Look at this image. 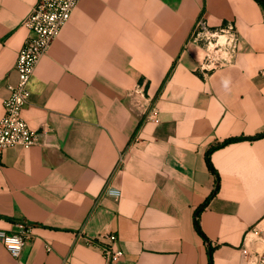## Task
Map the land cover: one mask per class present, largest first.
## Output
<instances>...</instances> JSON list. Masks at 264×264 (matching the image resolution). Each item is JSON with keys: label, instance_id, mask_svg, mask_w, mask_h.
I'll use <instances>...</instances> for the list:
<instances>
[{"label": "crops", "instance_id": "0c3cea01", "mask_svg": "<svg viewBox=\"0 0 264 264\" xmlns=\"http://www.w3.org/2000/svg\"><path fill=\"white\" fill-rule=\"evenodd\" d=\"M37 2L0 0V120ZM201 17L240 36L235 64L207 78L190 43ZM29 89L23 117L39 145L0 159V230L29 222L35 236L19 261L0 241V264H107L79 238L104 233L124 251L115 264H211L210 249L213 264H243L245 236L264 234L257 1L80 0ZM239 138L211 154L212 169L208 151ZM109 184L120 199L104 195ZM207 201L206 240L195 217Z\"/></svg>", "mask_w": 264, "mask_h": 264}, {"label": "built area", "instance_id": "2783aa9c", "mask_svg": "<svg viewBox=\"0 0 264 264\" xmlns=\"http://www.w3.org/2000/svg\"><path fill=\"white\" fill-rule=\"evenodd\" d=\"M80 0H38L23 26L29 37L18 54L15 69L18 83L8 85L10 97L4 101V116L0 120V159L6 150L21 148L30 150L39 145V134L32 130L23 117L31 92L29 85L41 59L46 56L54 41L70 21ZM190 43L198 51V72L207 78L217 70L233 66L240 51V36L235 22L229 21L221 27H211L205 17L199 18L192 31ZM149 119L159 123L153 110ZM104 195L120 199L121 192L109 184ZM34 225L29 222L17 224V230L9 234L0 230L3 242L11 256L19 261L25 247L34 240ZM91 248L98 250L107 264H115L124 257L116 234L104 233L99 238L80 235ZM252 244H256L253 247ZM51 252V246H47ZM243 264H264V234L260 230L249 232L240 248Z\"/></svg>", "mask_w": 264, "mask_h": 264}, {"label": "trees", "instance_id": "16d2710c", "mask_svg": "<svg viewBox=\"0 0 264 264\" xmlns=\"http://www.w3.org/2000/svg\"><path fill=\"white\" fill-rule=\"evenodd\" d=\"M255 1H257V3H259V5H260V6L263 8V10H264V0H255ZM258 137H259V138H262V137H264V134H261V135H259ZM243 139H244V138H239V139L229 140V141L223 142L222 144H219V145H217V146L212 147V148L208 151V153H207V160H208L209 166L213 169V166H212V164H211L210 157H211V154H212L215 150H217V149L220 148V147H224V146H226V145H228V144H230V143H232V142L242 141ZM209 200H210V199H209ZM209 200H208V201H209ZM208 201H207V203H206L204 206L200 207V208L197 210L196 217H195V227H196L197 231H198L201 235H203L204 238H205L206 240H207V238L205 237V235L203 234L202 229H201L200 215H201V213L203 212V210L206 208V206L208 205ZM212 251H213V250L210 249L211 264H213V260H212Z\"/></svg>", "mask_w": 264, "mask_h": 264}]
</instances>
